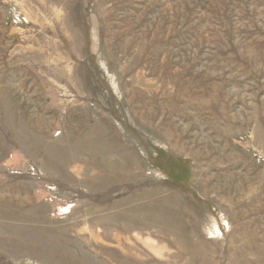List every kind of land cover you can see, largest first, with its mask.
Wrapping results in <instances>:
<instances>
[{"label": "rangeland", "instance_id": "374dc122", "mask_svg": "<svg viewBox=\"0 0 264 264\" xmlns=\"http://www.w3.org/2000/svg\"><path fill=\"white\" fill-rule=\"evenodd\" d=\"M0 264H264V0H0Z\"/></svg>", "mask_w": 264, "mask_h": 264}]
</instances>
